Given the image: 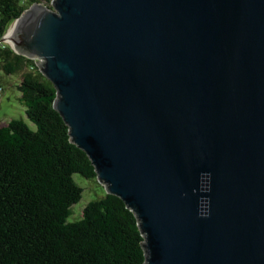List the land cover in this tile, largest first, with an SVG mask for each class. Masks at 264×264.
<instances>
[{
    "label": "water",
    "instance_id": "water-1",
    "mask_svg": "<svg viewBox=\"0 0 264 264\" xmlns=\"http://www.w3.org/2000/svg\"><path fill=\"white\" fill-rule=\"evenodd\" d=\"M52 6L25 11L11 47L43 60L145 264H264V0Z\"/></svg>",
    "mask_w": 264,
    "mask_h": 264
},
{
    "label": "trees",
    "instance_id": "trees-1",
    "mask_svg": "<svg viewBox=\"0 0 264 264\" xmlns=\"http://www.w3.org/2000/svg\"><path fill=\"white\" fill-rule=\"evenodd\" d=\"M53 1L0 0V68L20 78V102L34 125L0 122V264H145L139 220L117 196L106 193L69 222L84 193L75 175L98 180L96 169L72 142L38 61L3 42L27 4Z\"/></svg>",
    "mask_w": 264,
    "mask_h": 264
},
{
    "label": "rangeland",
    "instance_id": "rangeland-1",
    "mask_svg": "<svg viewBox=\"0 0 264 264\" xmlns=\"http://www.w3.org/2000/svg\"><path fill=\"white\" fill-rule=\"evenodd\" d=\"M28 13L35 5L27 4ZM40 7L50 9L52 11L55 8L51 5L50 7L44 3L39 4ZM10 33V31H9ZM8 33V35H9ZM7 35V36H8ZM10 44V43H8ZM16 47V45L11 43ZM17 48V47H16ZM20 84V78L16 75L8 76L4 74L0 68V122L2 126H7L13 120H23L30 127L34 128V125L28 120L26 115V108L20 102V91L18 86ZM76 183L84 189L83 199L81 202L73 207V216L69 219V222H76L82 219L84 209L86 206L99 198L105 196L108 193V187L106 184L99 180H86L81 175H75Z\"/></svg>",
    "mask_w": 264,
    "mask_h": 264
},
{
    "label": "bare ground",
    "instance_id": "bare-ground-1",
    "mask_svg": "<svg viewBox=\"0 0 264 264\" xmlns=\"http://www.w3.org/2000/svg\"><path fill=\"white\" fill-rule=\"evenodd\" d=\"M14 35H15V33H14V28H12V29H10V33H9V35L6 37V40H7V42L8 43H14L13 42V38H14Z\"/></svg>",
    "mask_w": 264,
    "mask_h": 264
},
{
    "label": "built area",
    "instance_id": "built-area-1",
    "mask_svg": "<svg viewBox=\"0 0 264 264\" xmlns=\"http://www.w3.org/2000/svg\"><path fill=\"white\" fill-rule=\"evenodd\" d=\"M35 60L38 61V66H39V68L41 69V65H42V63H43V60H42V59H39V58H37V59H35Z\"/></svg>",
    "mask_w": 264,
    "mask_h": 264
}]
</instances>
